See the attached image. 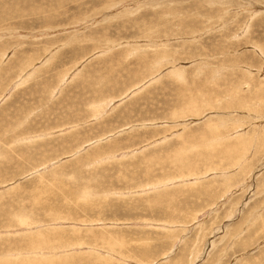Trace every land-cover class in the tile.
I'll use <instances>...</instances> for the list:
<instances>
[{"label":"rangeland","instance_id":"obj_1","mask_svg":"<svg viewBox=\"0 0 264 264\" xmlns=\"http://www.w3.org/2000/svg\"><path fill=\"white\" fill-rule=\"evenodd\" d=\"M0 264H264V0H0Z\"/></svg>","mask_w":264,"mask_h":264},{"label":"bare ground","instance_id":"obj_2","mask_svg":"<svg viewBox=\"0 0 264 264\" xmlns=\"http://www.w3.org/2000/svg\"><path fill=\"white\" fill-rule=\"evenodd\" d=\"M257 92V91H256ZM43 128V127H42ZM106 222V221H105ZM199 250V249H198ZM241 256V255H240Z\"/></svg>","mask_w":264,"mask_h":264}]
</instances>
